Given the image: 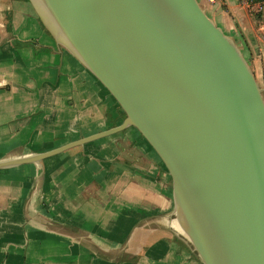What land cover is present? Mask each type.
Wrapping results in <instances>:
<instances>
[{
  "label": "crops",
  "instance_id": "0c3cea01",
  "mask_svg": "<svg viewBox=\"0 0 264 264\" xmlns=\"http://www.w3.org/2000/svg\"><path fill=\"white\" fill-rule=\"evenodd\" d=\"M210 12L264 88V23L242 0ZM123 113L28 0H0V162L104 132ZM176 226L171 178L134 128L0 170V264H203Z\"/></svg>",
  "mask_w": 264,
  "mask_h": 264
},
{
  "label": "water",
  "instance_id": "95a60500",
  "mask_svg": "<svg viewBox=\"0 0 264 264\" xmlns=\"http://www.w3.org/2000/svg\"><path fill=\"white\" fill-rule=\"evenodd\" d=\"M28 1L125 119L0 170L134 128L165 166L175 221L201 262L264 264V88L237 42L199 0Z\"/></svg>",
  "mask_w": 264,
  "mask_h": 264
},
{
  "label": "built area",
  "instance_id": "2783aa9c",
  "mask_svg": "<svg viewBox=\"0 0 264 264\" xmlns=\"http://www.w3.org/2000/svg\"><path fill=\"white\" fill-rule=\"evenodd\" d=\"M212 5H216L220 0H206ZM243 6L249 11V13L257 17L264 23V0H242Z\"/></svg>",
  "mask_w": 264,
  "mask_h": 264
},
{
  "label": "rangeland",
  "instance_id": "374dc122",
  "mask_svg": "<svg viewBox=\"0 0 264 264\" xmlns=\"http://www.w3.org/2000/svg\"><path fill=\"white\" fill-rule=\"evenodd\" d=\"M201 6L203 7V9L207 12V13H211V7L213 6L212 4H210L209 2H207L206 0H199ZM122 118H125V115L123 113ZM177 225L176 221H175V226ZM175 228H177V231L183 236L181 230L179 229V226L177 225ZM186 239V238H185Z\"/></svg>",
  "mask_w": 264,
  "mask_h": 264
}]
</instances>
